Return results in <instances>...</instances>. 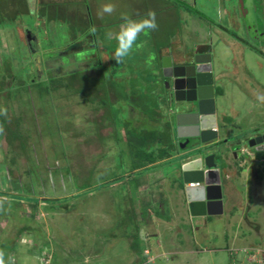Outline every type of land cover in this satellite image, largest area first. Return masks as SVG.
Segmentation results:
<instances>
[{"label": "rangeland", "instance_id": "374dc122", "mask_svg": "<svg viewBox=\"0 0 264 264\" xmlns=\"http://www.w3.org/2000/svg\"><path fill=\"white\" fill-rule=\"evenodd\" d=\"M22 1L3 0L2 6L0 5V107L7 109L6 116L0 115V126L4 128L6 122L12 127L19 123L18 130L26 138L25 147L31 149L28 150L30 156L27 158V154L24 156L20 149V143L15 141L9 146L6 138L9 133L4 131L3 135L0 134V197L6 198L3 207L5 211L0 215V251L4 253V259L9 257V264H231L226 253L210 250L215 247V243L228 242L233 245L231 251L235 249L234 246L248 245L241 250L242 255H237L241 259L246 255L244 264H264V151L256 152L249 148L246 141L240 140L241 138L235 140L238 145L235 151L240 150V144L250 153H243L242 156L237 153L238 162L245 160L240 170L245 168L250 171L246 180L242 178L244 183L236 182L233 185L236 192L232 196L234 201H244V207L247 205V208L243 212L238 207V202H235L230 212L219 215L214 221L209 218L207 228L197 226L196 221H193L197 219L182 218L185 206L182 195L174 192L170 194L172 190L166 188L167 185L163 188L164 191L158 190L160 186L167 184L165 179L168 176L174 178L177 175L176 158L175 163L170 160V164L155 165L142 175L143 178H139L138 181L147 182L148 185L147 189H141L142 193L137 192V185L133 183L135 175L123 177L130 155L123 141L125 131H131V142L136 147L139 143L147 145L151 142V137L162 138L157 129L143 131L150 127L149 122H145L146 127L141 124L138 127L136 121L146 111L143 113L142 109L131 108L134 104L129 103L132 102L129 99H132L134 93L138 95L140 89L131 93V88L122 83L130 77L138 76L141 73L140 68L150 69L149 66L154 68L155 64L158 65L154 62L155 53L149 46L150 34L140 38L143 47L123 63H116L112 59L114 42L102 39L108 31L116 29L121 23V13L131 15L128 6L133 2L138 3V0H95L96 13L101 4L109 2L115 4L116 11L111 16L105 15L100 22L96 17V23L93 16L94 23L90 27L96 29L93 35L97 45L94 48L95 44L91 39L93 45L86 49L90 51L98 47V50L87 51L88 53L79 51L82 47L79 39L88 27L79 25L74 28L73 31L78 35L75 39L73 28L66 21L46 23L41 19L44 15L42 8L39 7L38 15H32L27 11L28 4L26 7ZM55 1L57 0H52ZM63 1L62 11L68 12L72 9L76 17L88 14L87 9L91 12L88 6L90 3H86V0H69V4H66L68 0ZM237 2L173 0L172 6L178 4L184 9L187 7L185 32L197 40L204 41L211 37L214 39L213 45L216 46L217 43H222L217 38L230 35V39L239 38L245 41L242 43L234 39L232 45L239 46L235 48L236 53L234 47H229L226 43H223L224 47L217 46L219 55L222 53L225 56H220L223 61L217 63L220 65L218 71L224 68L240 70L243 67L246 73L249 70V76H260L261 79L264 74V60L261 56L264 55V0H244L245 9L248 11L245 17L243 13L239 14ZM58 3L60 5L62 2ZM57 10L55 12L58 13ZM204 17L209 20H204ZM216 25L227 28L228 32L223 31L220 36H212L210 26L216 28ZM168 26L176 27L175 22ZM30 30L38 41L27 35ZM206 34L207 38L204 36ZM180 40L190 46L193 37L191 40L183 35ZM106 42H109L107 47ZM50 53L53 60L49 59ZM75 55L78 57L76 60ZM104 57L108 59V64L107 59L101 60ZM84 59L91 62L95 59L101 60L102 65L100 67L97 63L96 69L89 70V64ZM77 68H87L85 73L93 76L97 73L113 75L114 84L117 83L120 89L127 91L128 101L113 103L112 110L118 115L117 119L124 122L116 136L114 126H109L111 118L105 117L103 123L99 124L100 121H97L102 111H95V103H83L79 93L64 89L49 95L44 91L39 93L40 89L49 86L50 75L68 74ZM33 74H39L37 78L41 81L33 77L28 86L27 77ZM71 74L74 73L67 76L76 82L77 77L70 76ZM232 74L231 72L224 79L227 81L226 88L221 85L220 92L224 93L225 100L219 106L225 108L228 116L231 115L235 120L231 109L235 101L246 107L242 110V128H235V134L240 135L244 129L246 130L243 133H251L253 126L263 131L264 108H255L254 103L245 98ZM143 78L149 84L153 83L154 77L151 73ZM62 80L63 83L69 82ZM257 82L253 80L250 83L259 86L260 83ZM141 84L146 86L143 82ZM162 87L165 89L164 83ZM220 92L217 90L216 94ZM160 112L159 110V116ZM154 114L150 111L148 119ZM136 127L139 133L132 130ZM159 130L160 133L163 132L161 128ZM115 139H120V142L116 143ZM146 149L143 148L144 151ZM185 149L187 148L179 149L175 146L173 152ZM252 155L254 157L251 160L249 156ZM15 156L17 161L12 164L11 160ZM28 169L33 170L31 176L27 173ZM114 175L122 176V180L112 182ZM255 181L260 184L255 185ZM31 182L33 187L28 188L27 185ZM171 184L173 188L177 185L173 182L169 185ZM178 191L181 192L180 187ZM163 199L169 203L167 208L161 209L158 204L163 203ZM147 207L155 213L156 219H160L156 223L161 224L156 227L160 236H148L149 239L146 235L156 231L151 228L150 232L139 230V227L142 228L139 220L145 217L144 211ZM176 213L180 218L167 222L169 219L176 220ZM159 215H163V218ZM239 220L238 227L233 229ZM150 225L154 227V223L150 222ZM27 226L29 229L25 232ZM198 227L199 231H196ZM234 233L236 234L232 238ZM157 247L160 255L152 258L151 250L155 252ZM195 248H198V252L181 253ZM202 257L206 260H201Z\"/></svg>", "mask_w": 264, "mask_h": 264}, {"label": "crops", "instance_id": "0c3cea01", "mask_svg": "<svg viewBox=\"0 0 264 264\" xmlns=\"http://www.w3.org/2000/svg\"><path fill=\"white\" fill-rule=\"evenodd\" d=\"M2 1L3 0H0V5L2 6ZM40 1V0H39ZM58 1H61L62 3L59 5ZM172 1L173 0H138V3H131L129 4L128 8L130 7V11H131V16L133 18H137V17H141V16H144L146 15V13L148 11H154L156 13V21H157V24H158V28L157 30L153 31V32H150V38H151V42L149 44L151 50L153 53H155V59H154V62H157L158 64L161 62V58L163 57H171L172 58V61H173V64L174 65H177L178 63H181L185 57L187 55H189L190 53H192L193 51H196L197 53H208L210 52L211 53V58H212V65H213V73H214V98H215V101H216V114H217V128H218V132H219V140H224L225 142V146L228 147L227 151H228V154H227V164H223L222 166H219V169H220V177H221V182H220V194L222 196V210H223V213H227V212H230L231 211V208L234 207L235 205V202H238V207L241 208L240 210L243 212L246 210L247 208V205L244 207V201L243 203L242 202H239V201H234L233 200V197L232 194L233 192H236V188L233 186L236 184V182H242L244 183V181L246 180V178L248 177V174H249V169H241V166L242 164L245 162V160H242L240 162H238V155H241L243 153L245 154H250L249 151L243 147L242 145H239L240 146V150L238 152L235 153V150L237 149V146L236 145V142L235 140H243L244 138H247L249 136H255V135H258V134H261L264 132V128H263V131H260V129H256L255 126L252 127L251 129V133H243L244 130H241L240 132V135L238 134H235L234 133V130L235 128H242L241 127V124L243 123V112L242 110L246 107H244L243 105H240L238 103L237 104V100L235 101V104L233 105V107L231 108L232 111H233V116L236 117V120L232 118V116H228V111L227 113L223 110V107L219 106V103H221L223 100H225L224 98V93L220 92L221 91V85L223 84L222 87H224V89L226 88V80L224 81V79H226L230 73L232 72L233 74V79L236 80V85H238V87H240L241 91L245 94V98L248 99L249 101H251V103H254V107L257 108V109H262L264 108V105H259L257 100H256V95L257 93H264V74H262L261 76V79H260V76H258L257 78H252L251 76L248 75L249 70H247V73L244 71V68L241 67L240 70L238 69H233V70H230V68H224L223 70L221 69L220 71H218V68L220 65H217L218 62L221 63V61H223L221 57H225L223 56V54L221 53V55H219V51L217 49V46H221V47H224V44L223 43H226L229 47H234V53H236L235 51V48H239V46H233L232 43L235 41V40H238L239 42H242V43H245V41L243 39H239V38H232L230 39V35H226L225 36H221L220 38H217L219 39L220 42L222 43H217V45L215 46V44L213 45L214 43V39H212L211 37L209 39H204L203 40H197L196 37L194 36H189L186 32H185V22L184 20H186V15L185 14L188 10L187 7L186 9H184V7L182 5H174L175 7L172 6ZM89 2L90 4L88 5L91 9V12L89 11V9H87L88 11V14L86 13L84 16L81 15V17H76L74 12L71 11V10H68V12H64L62 11V4L64 3L63 0H57L55 2H52V0H41L39 2V7L43 9L42 11V14L43 17H41V19L44 20V22L46 23H52V22H63V21H66L67 24H69L73 29H72V32L74 33L73 36L75 37V39L77 38L78 35H76V33L73 31L74 28H76L77 26L81 25H85L86 27H88V30L84 31V34L86 32L90 33L92 32L91 30H89V27L91 25V23L93 24L94 21H93V16L95 17V23L97 22V13H96V10H95V5H96V2L95 0L92 2V0H86V3ZM22 3L27 7V0H23ZM69 0L66 1V4H69ZM179 3H181L179 1ZM59 5V6H58ZM102 5V4H101ZM101 5L98 7V10L100 9ZM58 6V8L56 7ZM56 9H58V13L55 12ZM27 11H29L27 9ZM227 11V9H225V12ZM0 13L2 14V9H0ZM46 13V14H45ZM92 15V16H91ZM97 17V18H96ZM99 22L101 21L100 18H98ZM204 20L208 21L209 19L207 17H204ZM172 22H175V28H170L168 25L171 24ZM184 22V23H182ZM53 24V23H52ZM211 24V23H210ZM217 27L216 28H213L210 26V30L211 32H213V35H221V33L224 31V32H228L227 28L221 26V25H216ZM78 28V27H77ZM92 28V27H90ZM21 33H22V30H20ZM79 31V30H78ZM182 31V33H181ZM200 32L202 33L203 30L201 28ZM93 33V32H92ZM23 34V33H22ZM83 34V35H84ZM27 35L28 36H31L33 39H35V41H38L37 37L35 36L34 33H32V30L30 31H27ZM186 37V38H191L192 40V37H193V40H192V43L190 46H188L185 41H181L180 40V36L183 37ZM205 37L208 36L207 34L204 35ZM24 37V35H23ZM207 38V37H206ZM74 39V38H73ZM104 39L105 41L106 40V34L105 36L102 38ZM235 39V40H234ZM94 41L92 43H94V48L96 47L97 45V40L96 38L94 37L93 39ZM92 41V40H91ZM107 43L109 42H106V46L107 47ZM105 45V44H104ZM240 45V44H238ZM217 50V51H216ZM232 50V49H231ZM241 51V50H240ZM261 52V51H260ZM238 53L240 54L241 52H239L238 50ZM262 60H264V55H262ZM105 60L107 59L106 57L104 58H101V60ZM234 58H233V62H234ZM143 62H146V60H144ZM240 62V61H239ZM108 64V59H107V62ZM244 65L245 63L242 62ZM145 64V63H144ZM143 64V65H144ZM235 65V63H234ZM146 66V64H145ZM143 68V66H141ZM256 67V66H255ZM150 69H141L139 70V72H141L137 77L135 76V78H129L125 84L123 85H126V86H129V88H131V92L133 93L134 90H139L138 92V95L134 93V95H132V99H129L131 100L132 102H129V103H132L134 104V106H131L133 109L134 108H138V109H142L143 113L145 112V114L143 116H141V119H138V127L139 125H146L145 122H149L150 126H153V125H156L157 127V119L156 118H159V117H162V119L164 118L165 120L166 119V116H167V112L169 111V108L168 106H166V100L164 98V92L161 91V87H160V82L158 83V80H159V76H161V69H160V66L158 67V65L154 66V68H152L151 66H149ZM151 73V75L154 77V80L152 81L153 83L149 84V82L147 80H145V78H143L144 76H149ZM264 73V71H263ZM159 74V75H158ZM251 74V73H250ZM236 76L238 78H236ZM254 81H258L257 83H260L259 86L255 85V84H251L250 82H252L253 80ZM143 80V81H142ZM145 83L146 86H143L141 83ZM123 83V82H122ZM254 83V82H253ZM251 84V85H250ZM113 88H116L115 90H113V92H116V91H119L120 90V93L122 94V98L123 100H127L128 101V97L126 96V93L127 91L123 88H119L117 83L116 84H113ZM141 86V87H140ZM217 90L220 92L218 95L216 94ZM242 95V94H241ZM159 99L161 100L159 103ZM118 102V101H117ZM130 108V106H128ZM159 110L161 111V116L158 115V112ZM163 110V111H162ZM151 111V112H154V116L149 120L148 119V113ZM148 120V121H145V120ZM238 119V121H237ZM234 121H237V122H234ZM168 122V120H167ZM234 124V125H233ZM264 124V123H263ZM138 127L135 128V130H138ZM163 132H165V128H163ZM167 132V137L165 139V146L169 145V144H172V146H175L178 148V144L180 142H175L174 138H173V135L170 134V131L168 129V131L166 130ZM221 142V141H220ZM248 151V152H247ZM181 153V151H175L174 154H172L171 157L167 158V159H164V160H161V161H157L156 163H154V165H149L148 167H146V169L144 170H138V171H135L133 173H135V177L136 179L133 180V183L137 185V192L138 193H142L141 192V189L145 190L148 188V185H147V182H140L138 181L139 178H143L142 175L143 174H146L147 170L150 169V168H153L155 165L159 166L161 164H170V160H172L173 163H175V159L176 158L178 160V156L179 154ZM238 153V155H237ZM254 156L252 155L251 157L249 156V158L252 160ZM249 160V159H248ZM177 163V162H176ZM250 164V162H249ZM142 171L141 174H137L136 172H140ZM137 174V175H136ZM244 177L245 180L242 181V178ZM134 178V177H133ZM252 179V178H251ZM137 181V182H136ZM166 183L167 184H163L162 186H160L158 188L159 191H164V187H167L166 188H169L172 190V192L170 194H173L174 193H178L180 195L181 192L178 191L179 189V184H178V179H177V176H175L174 178H171L170 176H168L166 179H165ZM254 181V180H253ZM176 183L177 185L173 188V184L169 185L170 183ZM257 184H260L259 182H256L255 181V185ZM179 186V187H178ZM145 193H143L144 195ZM147 195V194H145ZM163 197V196H162ZM165 198V197H163ZM182 198H183V195H182ZM184 201V198L182 199ZM245 200V199H244ZM164 201V199H163ZM169 201H164L163 203H159V208H167V205H168ZM185 204V202H184ZM250 207L248 208V211H250ZM139 212V210H138ZM182 213L184 214V216L182 217L183 219H197V220H193V221H196V225L197 226H203V227H206V223L208 222V219L211 218L213 221L215 219H217L219 216H215V217H199V218H191L189 213H188V210L186 208V206H184L183 210H182ZM178 213H176V217L175 219L176 220H167L168 221H177V219H179V214L177 215ZM241 214H243L241 212ZM144 216L145 217H142L140 218L139 220V223L141 222L142 224L139 227V230H147V231H151L150 228L152 230H154L155 233H149L147 234L146 236H152V235H158L160 236L159 233H157V230H156V227H158V225H161L160 223H156V221H159L160 219H156L155 217V213L153 211L150 210L149 207H147L144 211ZM161 218H163V215H159ZM240 216V215H239ZM222 217V216H221ZM155 220V221H154ZM241 220L238 221V224H236V226L233 228H237L238 225H239V222ZM150 222L154 223V227L155 229H153L154 227L152 225H150ZM196 231H199V227L196 228ZM236 233H234L232 235V238L233 236H235ZM152 237H155V236H152ZM149 239V237H148ZM233 241V240H232ZM223 242V241H222ZM216 245H214L215 247H211V251L214 250V251H217V252H224L227 254V260L228 258H230V263L231 264H244V258L246 257V255H244V257L241 259V258H238L237 255H242V249L243 248H246L248 245H243V246H234L235 249H232L231 251V246L232 243L229 245L228 242H223L222 244H217L215 243ZM207 249V248H206ZM158 250L159 248L157 247L155 252H153L151 250V257L154 258L156 257L158 254L160 255V253H158ZM208 250V249H207ZM238 250V251H237ZM195 253V252H198V248H195V249H190L188 251H185V252H182L181 253ZM169 254H171V251L169 252ZM180 253V252H179ZM177 254V253H175ZM201 260H206L205 257H202Z\"/></svg>", "mask_w": 264, "mask_h": 264}, {"label": "water", "instance_id": "95a60500", "mask_svg": "<svg viewBox=\"0 0 264 264\" xmlns=\"http://www.w3.org/2000/svg\"><path fill=\"white\" fill-rule=\"evenodd\" d=\"M237 1L238 12L245 17L244 0ZM160 63L158 83L161 80L169 108V131L180 142L179 149L187 148L175 165L185 206L191 218L219 216L223 213L219 166L227 164L228 147L218 139L211 53L193 51L177 65L171 57L161 58ZM243 140L256 152L264 151V132Z\"/></svg>", "mask_w": 264, "mask_h": 264}, {"label": "trees", "instance_id": "16d2710c", "mask_svg": "<svg viewBox=\"0 0 264 264\" xmlns=\"http://www.w3.org/2000/svg\"><path fill=\"white\" fill-rule=\"evenodd\" d=\"M97 50H98V47H97ZM97 50H96V52H97ZM83 52L84 51H82V53ZM85 53H88V52L85 51ZM92 58L94 59V56ZM92 58L90 60H92ZM52 59H54V57H52ZM56 59H58V57ZM84 61H86V63L89 64V66L87 67V68H89V70L96 69L97 68V63L99 64L98 66H100V67L102 65L101 64V60H96L95 59L94 62H91V61L89 62L88 59H84ZM95 62H96V64H95ZM82 68H84V67H82ZM82 68H77V70L73 69L68 74L66 73L64 75L63 74L62 75H58V76L50 75V78L48 79V82H50L51 85L49 84V86L40 89L39 93L44 91L46 93V95H49L50 93L55 92V91H57L59 89H64L67 92L79 93L82 96V98H83L82 99L83 103H85V104H94L95 103V104H97L96 107L94 108L95 111H98V113L100 111H102V114H100L101 116H100L99 120L97 121V122L100 121L99 124L103 123L105 117L111 118V125H109V126L112 127V128L114 126V130L113 131H114L115 136H116V134L121 130L120 127L124 124V122H123V120L119 121L117 119L118 115L115 114L113 112V110H112L113 109V103L117 102V101L120 102V101H125V100H123V98L121 96L122 94L120 93V90L116 91V92H113L114 76L113 75L112 76L111 75L105 76L103 74L100 75L98 73H97V75L93 76V75L85 73L84 70H86L87 68L84 69V70ZM71 72H73L74 74L77 73V75H74V74L70 75V76L77 77V78H75V80L77 79L76 82L71 80L70 79L71 77H68ZM37 76L39 77L40 75L39 74H37V75H34V74L33 75H29L27 77L26 84L29 86L31 79L33 77H36V79H38ZM62 79H64V81L69 80V82H67V83L64 82L63 83ZM83 80H84V83H83ZM39 81H41V80H39ZM123 84H125V82H123ZM37 85L39 86V84H37ZM70 89H75V90L74 91H68ZM117 93H120V94H117ZM160 101L161 100L159 99V103H161ZM123 103H125V102H123ZM158 120H160V121H158ZM6 121H7V118L5 119V122ZM18 127H19V123H16L15 126L12 127V125H10V124H8L6 122V125H5V127L3 129H4L5 132L9 133V136L6 137L9 146L12 145L15 141L18 142V144L20 143L19 145H20V149H21L23 155L27 154V158H28V156H30L29 155V153H30L29 151L31 149H26V147H27V146L25 147L26 138L24 139V137L21 135V133L18 130ZM149 128H146L143 131L144 132H148L149 130L150 131H155V129H157L158 135H160L162 138H160V139L156 138L155 139V136L151 137V139H150L151 142L150 143H148L147 145H146V143H139L137 147H136V145L132 144V142H131L132 141L131 131H127V132L125 131V137H123L124 138L123 141H125V149H128L127 152L129 151L130 155L128 157V160H129L128 164H126V166H127L126 173H124L123 177L127 176L126 178H128V176H130L131 174L135 175V173H133V172L138 171V170H144L149 165H152V164L156 163L157 161H161V160L167 159V158L171 157L172 154H174V152H173L174 146H172V144H169L167 146L164 145L165 144L164 143L165 139L167 137L166 130L168 131V129H169V124H168L167 120H165L164 118L162 119V117H159L157 119V127H156V125H153V126H150ZM159 128H161L162 130H163V128H165V132L161 131L162 133H160ZM132 130H134L135 133H139L138 132L139 129L135 130V128H133ZM97 131H98V129H97ZM3 134L4 133H2V135ZM162 135H164V136H162ZM115 142L119 143L120 139L116 140ZM142 144H143V146H142ZM19 145H17L18 148H19ZM141 146H142V148H140ZM151 146L154 147V148H151ZM12 148H14V146H12ZM143 148H145V149L147 148L146 151H144ZM147 150H149V151H147ZM65 160L67 161V159H65ZM15 161H17L16 160V156L12 158L11 163L15 164ZM31 172H33V170H30V169L27 170V173H28L29 176H31V174H32ZM136 173L137 174H141L142 171L136 172ZM121 180H122V176L120 177V176H115L114 175L112 177L111 181L114 182V183H117L118 181H121ZM23 187H25V186H23ZM27 187L28 188H32L33 187V183L32 182H31V184L28 183ZM4 211L5 210L0 212V215L2 213H4ZM6 213L7 212H5V214ZM28 229H29V227L27 226L25 228V232ZM13 245H15V242H14ZM131 247H133V245H131ZM11 249L13 251L14 247H12ZM12 251H10L9 255H11ZM41 257H42V255H41ZM43 258H45V257H43ZM5 262H6V264H9V257L7 259H5Z\"/></svg>", "mask_w": 264, "mask_h": 264}, {"label": "clouds", "instance_id": "9594fccd", "mask_svg": "<svg viewBox=\"0 0 264 264\" xmlns=\"http://www.w3.org/2000/svg\"><path fill=\"white\" fill-rule=\"evenodd\" d=\"M29 12L32 15L39 14V0H27ZM116 11L115 4L109 2L101 5L97 16L103 19L105 15L111 16ZM121 23L114 30L106 33V40L114 42L112 59L116 63H123L136 50L143 47L141 37L157 30L158 24L156 21V13L148 11L146 15L133 18L128 13H121ZM93 33L95 27L90 29ZM256 100L259 105H264V93H257ZM0 115H7V109L0 107ZM4 132L0 126V134ZM6 198L0 197V210H3ZM43 254V253H42ZM0 264H5L4 253L0 251Z\"/></svg>", "mask_w": 264, "mask_h": 264}, {"label": "flooded vegetation", "instance_id": "af4514ba", "mask_svg": "<svg viewBox=\"0 0 264 264\" xmlns=\"http://www.w3.org/2000/svg\"><path fill=\"white\" fill-rule=\"evenodd\" d=\"M248 13V12H247ZM247 28H249V27H247ZM91 39H94V35H93V33L92 32H90V33H88V32H86L84 35H82V37L79 39L81 42V45H82V47L79 49V51H80V53H82V51H89L88 49L86 50V48L87 47H89V46H91V45H93L92 43H91ZM94 41V40H93ZM74 43V42H73ZM92 48V47H91ZM93 50H97V48L96 49H94V48H92L89 52H94ZM78 53V52H77ZM95 54V53H94ZM52 55H51V53H50V56H49V59H51V60H53L52 59ZM77 58V56L75 55V59ZM47 59V58H46ZM51 60H49V61H51ZM48 61V60H47ZM48 61V62H49Z\"/></svg>", "mask_w": 264, "mask_h": 264}]
</instances>
